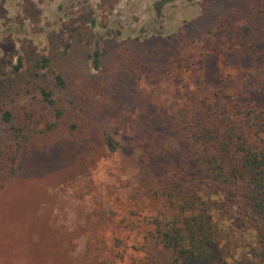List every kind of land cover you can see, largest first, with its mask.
<instances>
[{
  "label": "rangeland",
  "instance_id": "1",
  "mask_svg": "<svg viewBox=\"0 0 264 264\" xmlns=\"http://www.w3.org/2000/svg\"><path fill=\"white\" fill-rule=\"evenodd\" d=\"M245 1L0 0V81H20L16 117L35 112L37 85L58 75L68 87L56 98L89 88L86 117L99 115L81 142L62 132L28 153L0 192V264L163 262L144 249L142 220L162 203L153 156L170 163L207 105L264 109L263 35L241 39L232 19ZM138 55L148 67L134 72Z\"/></svg>",
  "mask_w": 264,
  "mask_h": 264
},
{
  "label": "trees",
  "instance_id": "2",
  "mask_svg": "<svg viewBox=\"0 0 264 264\" xmlns=\"http://www.w3.org/2000/svg\"><path fill=\"white\" fill-rule=\"evenodd\" d=\"M235 18L242 23L231 26L230 33L235 29L241 39L261 33L264 39V0H246L232 13ZM136 58L134 72L145 70L148 65L140 55ZM55 83L37 85L38 106L22 119L8 107L20 81H0V126H5L0 129V192L20 172L28 153L51 150L62 132L79 143L87 125L99 120L96 112L86 117L95 101L89 88L78 86L65 104L55 92L67 90L68 82L58 75ZM193 125L196 130L170 163L153 156L148 166L155 195L162 200L156 213L142 220L144 249L149 247L151 259L162 253L163 262L151 264H264V109L238 99L227 105L215 102L202 109ZM243 235L254 242L237 245Z\"/></svg>",
  "mask_w": 264,
  "mask_h": 264
}]
</instances>
